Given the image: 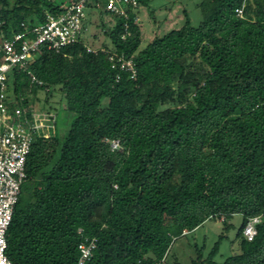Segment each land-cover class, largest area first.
Wrapping results in <instances>:
<instances>
[{"label":"trees","instance_id":"16d2710c","mask_svg":"<svg viewBox=\"0 0 264 264\" xmlns=\"http://www.w3.org/2000/svg\"><path fill=\"white\" fill-rule=\"evenodd\" d=\"M67 1L0 0V38ZM197 8L196 26L186 18L143 48L137 9L126 19L96 9L105 41L95 52L85 37L59 52L41 47L26 69L41 85L13 72L24 107L38 92L60 94L66 127L59 133L48 110L30 146L6 235L11 264H76L92 239L85 264H161L177 238L208 221L227 232L235 216L238 252L217 263L220 236L205 258L194 245L190 264H264V0ZM110 54L133 61L134 79Z\"/></svg>","mask_w":264,"mask_h":264},{"label":"built area","instance_id":"2783aa9c","mask_svg":"<svg viewBox=\"0 0 264 264\" xmlns=\"http://www.w3.org/2000/svg\"><path fill=\"white\" fill-rule=\"evenodd\" d=\"M90 0H68L55 15L45 13L44 22L32 27L21 24V31L9 32L0 38V264H11L7 258L6 235L11 222L14 205L20 186L25 179V162L34 137L39 132L46 133L52 116L43 115L34 105L23 106L26 96L15 94L13 72L26 71L32 82L41 85L27 71L41 47L59 52L62 48L84 38L87 20L85 7ZM94 9L127 18L128 9L138 8L136 0H93ZM138 21V20H136ZM95 48L87 47L88 52ZM103 52V49H101ZM112 67H119L134 79L135 68L131 59L124 60L116 54L107 55ZM117 142L112 143V148ZM260 218H251L243 229L242 235L251 241L256 234ZM94 240L78 246L80 256L76 264H85L92 257Z\"/></svg>","mask_w":264,"mask_h":264},{"label":"rangeland","instance_id":"374dc122","mask_svg":"<svg viewBox=\"0 0 264 264\" xmlns=\"http://www.w3.org/2000/svg\"><path fill=\"white\" fill-rule=\"evenodd\" d=\"M93 2L90 0L85 7V14L89 22L84 37L92 48H99L105 38L103 30L99 26V13L91 7ZM200 2L201 0H149L147 5H140L136 12L141 32V48L149 44L154 38L181 27L186 18H189L191 25L196 26L201 20L200 11L197 8ZM101 17L106 24H112L110 17L106 15ZM19 83L25 85L27 80L21 78ZM45 99L44 93L38 92L37 101L33 104L34 108L43 115H47L48 110L52 108L56 109L57 130L59 133H63L66 125L65 114L60 112L63 108L60 94L55 91L47 101ZM49 115L52 116V114ZM230 222L232 228L227 232L224 231L221 220L208 221L192 233L177 238L161 264H190V261L195 258L194 245L198 248H204L203 258H205L217 238L222 236L223 240L219 246V253L214 258L217 263H221L226 257L238 252L235 234L240 223V217L235 216Z\"/></svg>","mask_w":264,"mask_h":264}]
</instances>
